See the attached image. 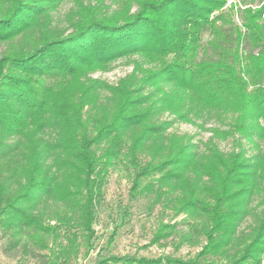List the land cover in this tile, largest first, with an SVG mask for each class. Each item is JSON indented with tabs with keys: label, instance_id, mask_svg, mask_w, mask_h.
Returning <instances> with one entry per match:
<instances>
[{
	"label": "trees",
	"instance_id": "16d2710c",
	"mask_svg": "<svg viewBox=\"0 0 264 264\" xmlns=\"http://www.w3.org/2000/svg\"><path fill=\"white\" fill-rule=\"evenodd\" d=\"M68 1L0 0V44H7L0 54V230L9 245L26 235L51 251L49 264H69L77 234L91 248L109 170L126 161L131 191H153L154 183L140 188V181L159 173L157 199L169 197L179 212L201 211L206 243L186 259L94 264H262L264 209L247 241L233 238L248 202L262 192L264 152L252 159L224 154L215 139L264 138V0L257 7L246 0L238 7H226L228 0H112L114 9L94 0L79 3L81 17L62 34L54 13ZM234 8L239 26L230 25ZM132 58V72L115 86L89 77ZM164 114L172 120L159 122ZM212 118L226 129H209L201 155L184 136H165L175 123ZM59 226L67 244L53 240L52 250L44 235L55 238ZM171 228L162 225L152 242Z\"/></svg>",
	"mask_w": 264,
	"mask_h": 264
},
{
	"label": "rangeland",
	"instance_id": "374dc122",
	"mask_svg": "<svg viewBox=\"0 0 264 264\" xmlns=\"http://www.w3.org/2000/svg\"><path fill=\"white\" fill-rule=\"evenodd\" d=\"M262 1L246 0V3L252 7H257ZM88 2L94 4V0H69L54 13V24L63 31L62 34L71 32L73 19L81 17V15L77 16L76 13L79 3L86 4ZM232 2L238 7L241 0H228L226 7ZM104 3L111 9L116 8L112 0H104ZM241 8L243 9V7ZM233 11L234 13L230 14V25L239 26V12L235 8ZM205 39L206 36H204ZM5 47L7 44H0V54ZM135 60L137 59L118 60L106 70L94 72L89 77L98 79L104 84L115 86L120 79L132 72V62ZM169 120H172V116L168 114H164L158 119L159 122ZM214 127L226 129V126L213 118L200 119L195 120V123L192 124L175 123L167 129L165 136L167 139L171 136H184L187 141L197 146L198 153L201 155L211 136L209 129ZM255 140L256 144L235 133L234 135L230 134V137L225 140L215 139V143L224 154L241 153L245 158L252 159L264 152V138ZM148 159L147 157L141 158L142 161H148ZM160 176L161 174L156 173L142 179L140 188L147 183H154L153 188L154 190L157 189L158 184L155 181ZM133 178L134 171L126 161L118 162L109 170L104 186L103 200L97 207L92 246L88 248L84 244L81 234H77V255L71 258L69 264H94L100 259L109 257L156 258L173 256L186 259L193 257L205 245L206 239L203 228L208 223L201 211L197 213L179 212L177 203L169 202L167 196L157 199L158 193H155L154 190L145 194L134 193L130 190ZM259 182L262 192L250 199L246 206L248 213L234 233V242L238 244L248 240L250 232L257 225V219L264 209L262 205L264 177ZM166 189V186L163 187V190ZM173 194L179 196L178 193ZM162 225L171 226L172 232L169 237L161 239L158 243H153L152 238ZM56 234L55 238L52 234L44 235L48 248L52 250H55L56 247L53 240L62 245L67 244V233L63 226L61 228L59 226ZM21 239L22 241L18 246L11 247L9 235L0 230V264H49L53 257L49 249H41L32 243L33 241L26 235ZM26 241L27 249L24 247ZM230 251L233 252L231 247ZM214 259L222 260H218L217 257Z\"/></svg>",
	"mask_w": 264,
	"mask_h": 264
}]
</instances>
